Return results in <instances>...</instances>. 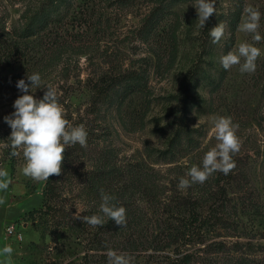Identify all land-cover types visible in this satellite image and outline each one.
<instances>
[{
    "label": "rangeland",
    "instance_id": "1",
    "mask_svg": "<svg viewBox=\"0 0 264 264\" xmlns=\"http://www.w3.org/2000/svg\"><path fill=\"white\" fill-rule=\"evenodd\" d=\"M194 4L0 0V169L9 183L0 189V217L4 244L14 249L0 264H108L109 249L131 264H264V0H215L204 28ZM249 6L261 13L259 42L239 29ZM219 23L225 35L213 43ZM26 28L35 35L15 36ZM242 42L261 49L253 73L220 64ZM33 73L56 89L69 123L88 134L86 147L65 150L68 177L50 197L48 181L24 176L22 153L4 146L11 134L4 117L23 95L16 84L30 83ZM33 91L42 99L46 88ZM219 116L238 125L235 169L180 190V178L190 179L189 168L202 167L218 143L209 134ZM106 162L139 186L108 193L126 209L124 226L106 216L97 227L73 217L77 209L103 215L101 197L88 195L84 183ZM9 227L22 239L7 237Z\"/></svg>",
    "mask_w": 264,
    "mask_h": 264
},
{
    "label": "clouds",
    "instance_id": "2",
    "mask_svg": "<svg viewBox=\"0 0 264 264\" xmlns=\"http://www.w3.org/2000/svg\"><path fill=\"white\" fill-rule=\"evenodd\" d=\"M198 13L199 27L204 28L206 21L216 13L215 0H195L193 5ZM246 15L239 25L242 32L252 34V39L259 42V21L261 13L258 9L249 6L245 9ZM225 35V25L219 23L210 30L213 43H219ZM261 56V49L252 43L242 42L236 50L229 51L220 57V64L225 70L239 65L241 73H253L256 70V61ZM30 83L20 79L16 87L23 93L13 104L15 111L4 117L5 123L11 128L8 137L10 144L4 145L12 149V156L23 155L25 164L22 167L24 176L36 182H47L53 175L62 173L64 153L68 146L79 144L87 146V131L84 125L72 126L65 118V110L59 103L58 94L51 86H41V76L33 73L27 76ZM46 88L42 99L34 96L33 89ZM210 136L218 142L215 147L208 150L203 158L202 167L192 165L187 176L181 177L178 183L180 190H186L194 183H204L214 172L228 175L235 169L236 163L233 156L240 151L241 142L237 136L238 125L231 117L219 116L212 121ZM187 163V161H185ZM8 173L0 169V189H7L8 182L4 181ZM115 198L109 194L101 193L99 211L103 215H81L77 209L74 219L80 220L90 226L104 225L103 217L115 221L117 225L126 223V209L117 207L112 201ZM14 249L11 245L5 246L0 254L11 256ZM108 264H131V257L109 249L106 253Z\"/></svg>",
    "mask_w": 264,
    "mask_h": 264
},
{
    "label": "trees",
    "instance_id": "3",
    "mask_svg": "<svg viewBox=\"0 0 264 264\" xmlns=\"http://www.w3.org/2000/svg\"><path fill=\"white\" fill-rule=\"evenodd\" d=\"M35 35V32L32 29L26 28L23 31H19L15 33V36L19 39H27L30 37H33ZM108 91L105 89H101L98 92V97H101L102 99L106 100ZM109 97V96H108ZM67 167L62 165V173L59 176L53 175L49 178L47 183V188L45 191V196H56V193L59 191V184L63 180V178L68 177L66 174ZM88 182L84 183L85 190H87L88 195L94 194L97 199L101 197V193L108 194L117 186H122L125 184L131 185V182L134 183L132 175L129 173H126L125 170H117L114 168H110V165L106 162L105 164L102 163L99 166L95 167L89 174ZM138 183H134V185L131 188H139L137 185ZM33 213L35 212L32 211ZM26 213L24 214H31Z\"/></svg>",
    "mask_w": 264,
    "mask_h": 264
},
{
    "label": "crops",
    "instance_id": "4",
    "mask_svg": "<svg viewBox=\"0 0 264 264\" xmlns=\"http://www.w3.org/2000/svg\"><path fill=\"white\" fill-rule=\"evenodd\" d=\"M5 226H6L5 219L0 217V252H2V249L5 247L4 239H3ZM4 257H5L4 254H0V258H4Z\"/></svg>",
    "mask_w": 264,
    "mask_h": 264
},
{
    "label": "built area",
    "instance_id": "5",
    "mask_svg": "<svg viewBox=\"0 0 264 264\" xmlns=\"http://www.w3.org/2000/svg\"><path fill=\"white\" fill-rule=\"evenodd\" d=\"M13 236L17 237V239H22V236L16 233V230L13 227H9L7 229V237L12 238Z\"/></svg>",
    "mask_w": 264,
    "mask_h": 264
}]
</instances>
